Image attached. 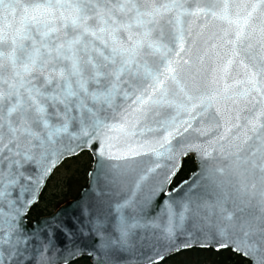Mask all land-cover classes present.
<instances>
[{"label":"snow or ice","instance_id":"snow-or-ice-1","mask_svg":"<svg viewBox=\"0 0 264 264\" xmlns=\"http://www.w3.org/2000/svg\"><path fill=\"white\" fill-rule=\"evenodd\" d=\"M89 149L93 174L129 187L118 211L163 198L196 153L200 172L165 202V253L232 248L264 264V0H0V264H50L51 236L23 217L53 169ZM202 182L223 195H194ZM130 219L106 248L127 244Z\"/></svg>","mask_w":264,"mask_h":264},{"label":"water","instance_id":"water-1","mask_svg":"<svg viewBox=\"0 0 264 264\" xmlns=\"http://www.w3.org/2000/svg\"><path fill=\"white\" fill-rule=\"evenodd\" d=\"M90 152L93 156L94 162L88 176V183L81 191L80 195L73 200H70L61 205L56 211L48 216L41 217L32 224L28 221V216L31 209L39 202L40 197L47 186L50 178L54 172L66 160L74 158H65L61 163L53 169L51 175L42 184L38 190L34 202L30 205L26 215L23 217V228L29 234L36 233L42 238H47L44 234L47 232L51 236L53 244L50 247L46 257L50 258V264H64V259L67 253L74 248L83 250V254L69 259L68 264L87 257L91 264H146V254H155L160 251L165 255V259L160 261L163 264L169 258L192 249H211L216 252L230 250L236 255L246 259L249 264H254L251 257L245 256L241 253L235 252L232 248L217 250L213 246L200 247L194 246L189 249L181 250L167 254L164 251L165 242L160 239L161 230L167 222L165 202L168 201V193H171L173 199L180 200L184 197V189L180 185L184 180H190L194 173H199L201 170V161L196 153H189L187 156L181 158L180 171L181 172L186 159L193 157L196 163V169L189 175L188 178L173 186V182L167 186L166 193L163 198L157 196L153 199L151 204L146 206L142 211H134L133 208H124L117 210V204L122 203L130 195L128 186L117 187L110 182V176L105 169L97 170L93 174L96 157L91 149L85 151ZM161 172L164 169L160 170ZM187 186L185 185L184 188ZM226 194L229 196L226 207L233 209V198L235 192L232 189H227ZM194 195L202 196L209 201H214L218 195H223L218 189L211 185L202 186L195 190ZM30 198V194H25V199ZM141 198V194L137 195V199ZM239 204V200L236 201ZM242 206V205H241ZM123 214L126 217H133L130 223L139 221V226L131 229L127 244L118 250L106 248L105 242L108 238L114 236L115 224L119 215ZM83 226V231L81 227ZM192 226L190 220H185L184 228L190 229ZM99 227L101 230L97 232L95 229ZM64 229V230H58ZM65 231H71L73 235L69 237ZM54 233V235H52ZM180 240L185 239L182 231L178 232ZM39 247V242H37ZM31 264H39V257L37 256Z\"/></svg>","mask_w":264,"mask_h":264},{"label":"trees","instance_id":"trees-1","mask_svg":"<svg viewBox=\"0 0 264 264\" xmlns=\"http://www.w3.org/2000/svg\"><path fill=\"white\" fill-rule=\"evenodd\" d=\"M93 156L90 152H83L78 156L66 160L50 178L39 202L31 209L28 221L48 216L64 203L76 199L88 183L89 172L93 166ZM196 169L193 157L185 160L184 166L174 181L173 186L188 178ZM184 254L189 255L187 264H249L243 257L230 250L216 252L211 249H192L177 254L164 262L180 260ZM182 258V257H181ZM179 264V262H177ZM72 264H91L89 258L83 257Z\"/></svg>","mask_w":264,"mask_h":264},{"label":"rangeland","instance_id":"rangeland-1","mask_svg":"<svg viewBox=\"0 0 264 264\" xmlns=\"http://www.w3.org/2000/svg\"><path fill=\"white\" fill-rule=\"evenodd\" d=\"M181 257H180V260H173L172 262L171 261L170 262L168 261L165 264H178L177 262H179V264H187V260L186 259L189 257V255L184 254Z\"/></svg>","mask_w":264,"mask_h":264}]
</instances>
